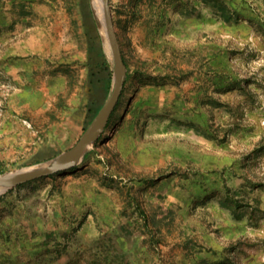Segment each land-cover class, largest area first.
I'll list each match as a JSON object with an SVG mask.
<instances>
[{
  "label": "rangeland",
  "instance_id": "obj_1",
  "mask_svg": "<svg viewBox=\"0 0 264 264\" xmlns=\"http://www.w3.org/2000/svg\"><path fill=\"white\" fill-rule=\"evenodd\" d=\"M94 1L0 0V176L72 148L112 95ZM110 5L112 124L0 196V264H264V0Z\"/></svg>",
  "mask_w": 264,
  "mask_h": 264
},
{
  "label": "water",
  "instance_id": "obj_2",
  "mask_svg": "<svg viewBox=\"0 0 264 264\" xmlns=\"http://www.w3.org/2000/svg\"><path fill=\"white\" fill-rule=\"evenodd\" d=\"M96 1H94V5H96ZM101 3L103 24L115 63V84L112 95L72 148L46 163L26 167L0 176V196L10 189L78 168L84 162L88 150L99 142L108 129L111 117L115 112L126 84L127 66L116 33L110 0H101Z\"/></svg>",
  "mask_w": 264,
  "mask_h": 264
},
{
  "label": "bare ground",
  "instance_id": "obj_3",
  "mask_svg": "<svg viewBox=\"0 0 264 264\" xmlns=\"http://www.w3.org/2000/svg\"><path fill=\"white\" fill-rule=\"evenodd\" d=\"M96 3L98 4V12H101L102 15H103V10H102V3H101V0H97Z\"/></svg>",
  "mask_w": 264,
  "mask_h": 264
},
{
  "label": "trees",
  "instance_id": "obj_4",
  "mask_svg": "<svg viewBox=\"0 0 264 264\" xmlns=\"http://www.w3.org/2000/svg\"><path fill=\"white\" fill-rule=\"evenodd\" d=\"M119 105H121V103H120ZM100 110H101V109H99V111H100ZM111 124H112V123L110 122L108 128L110 127ZM100 140H101V139H100ZM100 140H99V141H100ZM86 156H88V152H87ZM55 176H56V175H55ZM51 177H53V176H51Z\"/></svg>",
  "mask_w": 264,
  "mask_h": 264
}]
</instances>
